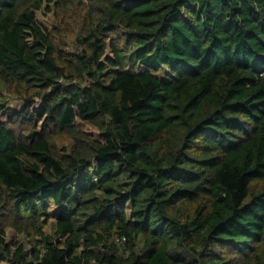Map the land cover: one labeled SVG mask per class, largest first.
<instances>
[{
    "label": "trees",
    "instance_id": "obj_1",
    "mask_svg": "<svg viewBox=\"0 0 264 264\" xmlns=\"http://www.w3.org/2000/svg\"><path fill=\"white\" fill-rule=\"evenodd\" d=\"M73 1L0 0V264H264V0Z\"/></svg>",
    "mask_w": 264,
    "mask_h": 264
},
{
    "label": "rangeland",
    "instance_id": "obj_2",
    "mask_svg": "<svg viewBox=\"0 0 264 264\" xmlns=\"http://www.w3.org/2000/svg\"><path fill=\"white\" fill-rule=\"evenodd\" d=\"M87 0H74L68 9L64 12L65 14L62 15V17L65 19V22H61L59 18L55 17L54 13L45 11L44 7L42 10L36 12V17L39 21V23L42 25V27L46 28L50 31V33L53 34V37L57 42L62 41L64 39V44L66 43L65 50L66 51H73L75 50L73 41L75 38V35L80 31V23H81V17L83 14L82 5H86ZM61 17V16H60ZM108 53V52H107ZM129 66L126 65V68ZM133 71L137 72L142 70V67L139 65H135L132 69ZM2 92V99L5 100L6 98H10L11 96L4 91V88H0ZM22 104L16 100H11L9 102L8 107L10 110H19L21 108ZM34 107L39 110L41 108L40 100H37L35 102ZM9 113L4 112L2 115V118H6ZM83 129L87 131L88 133H91L95 136L96 139H99L96 135L95 130H93L89 126H83ZM68 140H59L57 142L58 146H62L65 144ZM69 143V142H68ZM49 210L53 212L55 209L53 207H50ZM23 212H28L27 209H23ZM53 221V218H49L47 225L43 227V230L46 233H52V225L51 222ZM5 240L7 243L11 245L13 248L16 243H23L26 250L30 248V242L26 236H24L21 233H18L15 229L8 227L5 229ZM117 242V241H116ZM118 243V242H117ZM141 244V240H139V245Z\"/></svg>",
    "mask_w": 264,
    "mask_h": 264
},
{
    "label": "built area",
    "instance_id": "obj_3",
    "mask_svg": "<svg viewBox=\"0 0 264 264\" xmlns=\"http://www.w3.org/2000/svg\"><path fill=\"white\" fill-rule=\"evenodd\" d=\"M124 240H125V239L122 237L121 239H118L117 242H118L119 245H122L123 242H124Z\"/></svg>",
    "mask_w": 264,
    "mask_h": 264
}]
</instances>
